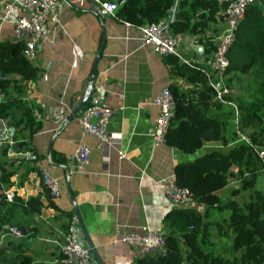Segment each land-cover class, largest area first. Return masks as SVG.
Listing matches in <instances>:
<instances>
[{"label": "crops", "instance_id": "1", "mask_svg": "<svg viewBox=\"0 0 264 264\" xmlns=\"http://www.w3.org/2000/svg\"><path fill=\"white\" fill-rule=\"evenodd\" d=\"M59 2L57 21L47 24L46 34L37 40L33 55L28 58L37 74L34 81L26 84L22 97L27 104L39 109V112L34 110L33 115L41 128L30 141L41 158L32 162L29 152L16 151L25 144L22 139L26 138L27 131L12 139L8 120H0V145H8V161L11 159L16 165L19 159L25 161L16 169L13 186L8 190L21 199L39 194L43 205L48 196L58 211L72 213L76 218L77 242L88 250L87 243H90L98 257L97 261L90 252V264H131V253L115 241V233L142 228L163 231L161 219L172 207L157 181H173L175 164L189 162L216 144H204L192 154L164 142L154 144L151 131L158 109L150 102L171 84L185 88L184 80L171 74L163 57L153 53L150 47L140 45L139 25L114 19L91 0ZM177 3L178 0H172L161 21L166 24L173 21L178 12ZM254 4L260 5L257 0ZM16 16L15 11L3 16L0 9V42L11 41ZM220 30L221 23L216 17L200 34L174 35L179 54L194 64L208 67L209 47H213L211 39ZM196 45L200 54L193 51ZM96 55L87 101L112 110L106 123L111 141L103 147H97L94 137L81 134L77 123L81 109L67 120L87 89ZM228 107L227 129L234 132V139L230 141L233 145L239 137L232 122V109ZM79 145L88 149L83 164L74 156ZM118 152L123 154L122 158ZM30 168L37 170L28 171L20 181ZM41 171L57 179L59 194L56 197L46 193ZM233 183L235 180L230 179L218 195L226 189L230 191ZM57 210L43 206L32 218L37 230L23 242L31 264H61L57 243L67 221ZM79 223L85 229V236ZM12 232L7 235L8 239L17 237L18 234ZM3 237L0 236V246L8 241L4 242ZM24 237L19 235V243Z\"/></svg>", "mask_w": 264, "mask_h": 264}, {"label": "trees", "instance_id": "2", "mask_svg": "<svg viewBox=\"0 0 264 264\" xmlns=\"http://www.w3.org/2000/svg\"><path fill=\"white\" fill-rule=\"evenodd\" d=\"M119 0L116 2L118 3ZM227 0H178V12L168 30L172 35L200 34L215 20L216 12ZM172 0H124L115 16L135 25L162 19ZM196 19L194 18L195 14ZM209 44V43H208ZM211 50L212 46L209 47ZM20 42H0V120L7 119L11 138L26 130L25 144L15 149L29 152L32 162L41 155L31 145V137L41 128L33 111L39 112L22 98L29 82L34 81L37 69L22 54ZM209 52L208 50H206ZM228 65L222 75L228 93L222 99L235 105L238 130L247 142L231 145L234 132L227 129L229 107L215 99L206 75L172 55L164 56L172 75L182 78L185 88L171 84L167 89L173 100V112L164 133V143L183 153L192 154L204 144L216 146L193 160L177 163L173 180L190 191L200 208H171L161 219L164 231L165 254L132 257L131 264H264V164L257 152L264 151V15L260 5H249L243 14L235 39L226 52ZM209 73L211 70L195 63ZM88 101L84 106H87ZM8 145H0V192L13 186L12 177L25 162L8 161ZM30 168L25 170L21 180ZM234 179L226 198L218 192ZM20 182L18 181L17 186ZM47 193V192H46ZM1 194V193H0ZM1 196V195H0ZM239 197V198H238ZM40 195L21 199L13 193L12 201L0 203V236L5 242L8 228L24 226L26 234L20 243L7 242L0 246V264H31V256L23 242L33 237L36 226L32 218L43 206L57 208L47 196L43 205ZM58 211V210H57ZM67 223L72 213L58 211ZM7 236V237H5ZM2 241V242H3Z\"/></svg>", "mask_w": 264, "mask_h": 264}, {"label": "built area", "instance_id": "3", "mask_svg": "<svg viewBox=\"0 0 264 264\" xmlns=\"http://www.w3.org/2000/svg\"><path fill=\"white\" fill-rule=\"evenodd\" d=\"M91 1L95 2L108 15L117 19L114 12L116 7L124 0H119L118 3L108 0ZM255 1L227 0L225 6L219 8L215 14L221 23V30L214 39H211L213 41V47L210 51L208 68L216 77V81H213L209 77V73L195 66L193 62L179 54L177 38L169 32L168 24L159 20L137 26L140 32L141 46L150 47L153 53L161 57L172 55L180 63L194 67L206 75L208 85L215 93V99L231 107L232 122L235 127V132L239 137L237 140L245 143L247 139L238 130V113L235 105L222 99V96L228 93L227 88L223 85L222 75L228 65L226 52L235 39V33L243 18L244 11ZM59 6V0H0V9L3 16H6L12 11L17 13L16 18L12 22L11 41L22 43V54L26 58H30L33 55L37 40L46 34L47 24L57 21ZM2 99L3 96L0 93V101ZM150 104L156 106L158 109V116L151 131V138L154 144L163 143L164 133L173 112V100L168 89H161L152 98ZM111 113L112 110L110 108L98 104H89L82 107L79 111L77 123L80 127L81 134L94 137L97 142V147H103L111 141V137L106 132V123ZM87 155L88 149L84 145L76 147L74 156L79 164L86 162ZM257 155L264 164V151H258ZM118 156L122 158L123 154L118 152ZM13 165H16V162L14 164L13 161ZM41 181L49 197L53 198L59 194L57 179L48 176L45 171H41ZM156 184L162 191L164 197L169 201L171 207L200 208L193 200L190 191L185 187L177 186L174 180H159ZM0 193V203L2 201H12L13 192L11 190H2ZM75 225L76 218L72 215L68 221L66 230L61 236V240L57 243V251L60 255L59 262L61 264H90L91 255L88 249L80 245L76 240ZM8 229L12 232L11 228ZM115 238V241L127 247L133 258H138L143 255L163 256L165 254L164 231H153L142 228L140 231H121L115 233Z\"/></svg>", "mask_w": 264, "mask_h": 264}, {"label": "water", "instance_id": "4", "mask_svg": "<svg viewBox=\"0 0 264 264\" xmlns=\"http://www.w3.org/2000/svg\"><path fill=\"white\" fill-rule=\"evenodd\" d=\"M258 3L262 6L263 10H264V0H257ZM199 46H195L193 47V51H195L197 54H200V51H199ZM99 54V53H98ZM97 54V55H98ZM97 55L96 57L94 58V61L92 63V66H91V70H90V73H89V78H88V85H87V89L85 90V93L83 95V97L81 98V100L79 101V103L76 105V107L72 110L71 114L67 117L68 119L67 120H70V118H72L74 115H76L77 111L79 109H81V107L85 104V102L87 101L88 99V94H89V90H90V83H91V78H92V73H93V68H94V64L97 60ZM5 76V73L3 71H0V78L4 77ZM19 146V144L17 145V147ZM65 169V168H64ZM80 225V228H81V231L83 232L84 236L86 235L85 234V229L83 227V225L81 223H79ZM12 231H15L18 235L17 237H11L10 239H8L7 242H12L14 244H17L19 243V235L20 236H24L25 235V229L23 226H13V227H10ZM6 242V243H7ZM88 246L90 247V249L88 250L89 253L91 252L93 257H95V259L98 261V257L94 251V249L92 248L91 244L90 243H87Z\"/></svg>", "mask_w": 264, "mask_h": 264}, {"label": "rangeland", "instance_id": "5", "mask_svg": "<svg viewBox=\"0 0 264 264\" xmlns=\"http://www.w3.org/2000/svg\"><path fill=\"white\" fill-rule=\"evenodd\" d=\"M232 185L234 186V185H236V183H233ZM233 186H231V188H232ZM229 189H230V188H229ZM225 191H226V194H225ZM227 193H229V190H228V189L224 190V192H220V193H219V196H220L221 198H226V197L228 196ZM238 198H239V197H238Z\"/></svg>", "mask_w": 264, "mask_h": 264}]
</instances>
